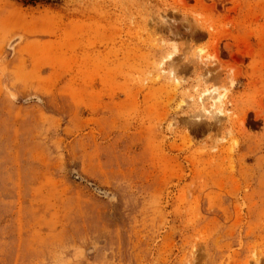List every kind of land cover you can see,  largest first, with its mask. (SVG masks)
Wrapping results in <instances>:
<instances>
[{"label": "rangeland", "instance_id": "obj_1", "mask_svg": "<svg viewBox=\"0 0 264 264\" xmlns=\"http://www.w3.org/2000/svg\"><path fill=\"white\" fill-rule=\"evenodd\" d=\"M0 264H264V0H0Z\"/></svg>", "mask_w": 264, "mask_h": 264}, {"label": "bare ground", "instance_id": "obj_2", "mask_svg": "<svg viewBox=\"0 0 264 264\" xmlns=\"http://www.w3.org/2000/svg\"><path fill=\"white\" fill-rule=\"evenodd\" d=\"M171 55H169L167 57V59H170ZM201 97L203 98L202 101L206 102L209 101L210 102V110L205 109L203 106L201 107V111L203 113H205V115H207L209 118L213 119V118H227L225 111L221 108L220 105H222V100L224 98V95H219L216 93V90H205L202 94ZM200 103V101H199ZM203 104V103H202ZM220 104V105H219ZM221 113H223L221 115Z\"/></svg>", "mask_w": 264, "mask_h": 264}, {"label": "clouds", "instance_id": "obj_3", "mask_svg": "<svg viewBox=\"0 0 264 264\" xmlns=\"http://www.w3.org/2000/svg\"><path fill=\"white\" fill-rule=\"evenodd\" d=\"M13 98H15V97H13ZM224 99H227V97L225 96V98ZM223 113H221V115H222ZM213 151H215V149H213ZM253 258L255 259V253H253Z\"/></svg>", "mask_w": 264, "mask_h": 264}]
</instances>
